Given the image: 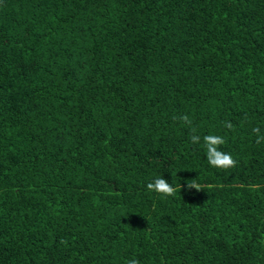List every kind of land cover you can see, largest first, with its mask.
Segmentation results:
<instances>
[{
	"label": "trees",
	"instance_id": "1",
	"mask_svg": "<svg viewBox=\"0 0 264 264\" xmlns=\"http://www.w3.org/2000/svg\"><path fill=\"white\" fill-rule=\"evenodd\" d=\"M0 264H264V0H0Z\"/></svg>",
	"mask_w": 264,
	"mask_h": 264
},
{
	"label": "clouds",
	"instance_id": "2",
	"mask_svg": "<svg viewBox=\"0 0 264 264\" xmlns=\"http://www.w3.org/2000/svg\"><path fill=\"white\" fill-rule=\"evenodd\" d=\"M221 163H223L224 165H228L230 164V159L226 158L225 160L221 161ZM152 187H153L152 185H149V188H152ZM155 187L158 191L165 193V194H171L173 192V189L170 188L163 180L157 181Z\"/></svg>",
	"mask_w": 264,
	"mask_h": 264
}]
</instances>
